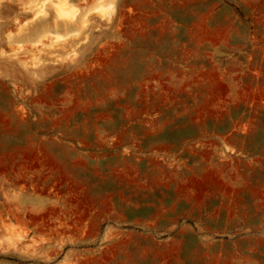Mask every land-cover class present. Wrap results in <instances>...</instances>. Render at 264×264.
I'll return each mask as SVG.
<instances>
[{
    "label": "rangeland",
    "instance_id": "374dc122",
    "mask_svg": "<svg viewBox=\"0 0 264 264\" xmlns=\"http://www.w3.org/2000/svg\"><path fill=\"white\" fill-rule=\"evenodd\" d=\"M0 104V264H264V0H0Z\"/></svg>",
    "mask_w": 264,
    "mask_h": 264
},
{
    "label": "bare ground",
    "instance_id": "6f19581e",
    "mask_svg": "<svg viewBox=\"0 0 264 264\" xmlns=\"http://www.w3.org/2000/svg\"><path fill=\"white\" fill-rule=\"evenodd\" d=\"M59 4H60V3H59ZM56 5H58V4L56 3ZM56 5H55V6H56ZM62 5H63V2H62ZM58 6H59V5H58ZM60 6H61V4H60ZM60 6L58 7V9L60 8ZM56 7H57V6H56ZM62 7H63V6H62ZM32 10H33V8H32ZM61 10H63V9H61ZM31 12H32V11H31ZM58 13H59V12H58ZM46 14H47V13H46ZM60 14H61V13H60ZM48 15H49V14H48ZM54 15H56V14L54 13ZM65 15H66V14H65ZM62 16H64V15H62ZM62 16H61V17H62ZM34 18H35V17H34ZM46 18H48L47 20H49L50 16H48V17H46ZM58 18H59V17H58ZM43 19H45V18L43 17ZM59 19H60V18H59ZM61 19H62V18H61ZM61 19H60V21H61ZM47 20H46V21H47ZM51 20H52V19H51ZM51 20L47 21V23H49ZM54 20H55V19H54ZM71 21H72V20H71ZM44 23H45V22H42V25L39 24L40 27H41V26H44V25H43ZM54 23H55V25H56V24L58 23V21L55 20ZM39 25L37 26L38 28H35V29H32V30H35L34 32H37V33H38V30L41 29V28H39ZM46 25H47V24H46ZM55 25H54V26H55ZM84 25H85V24H84ZM47 26H49V25H47ZM57 26H58V24H57ZM57 26H56V27H57ZM45 27H46V26H45ZM42 28H43V27H42ZM46 28H47V27H46ZM43 30H44V28H43ZM41 31H42V30H41ZM29 32L31 33V31H29ZM34 32H32V33H34ZM39 32H40V31H39ZM35 34H36V33H35ZM32 35H33V34H32ZM28 36H29V34H28ZM23 109H24V108H23ZM8 112H9V108H7L6 106L0 104V121L4 119L3 115H4L5 113L7 114ZM22 113H23V112H22ZM65 114H66V113H65ZM8 117H9V116H8ZM2 118H3V119H2ZM5 120H6V118L4 119V122H5V123H8V122H6ZM4 122H3V123H4ZM5 123H4V124H5ZM0 125H1V124H0ZM7 126H9V125L6 124V126H4V129H7ZM10 126H11V125H10ZM8 130H9V129H8ZM2 133H3V132H2ZM27 139H28V138H27ZM32 144H33V143H32ZM36 144H37V143H36ZM29 145H31V144H28V147H29ZM22 148H23V147H22ZM22 148H20V150H21ZM31 149H32V148H31ZM31 149L29 148L28 153H29V152H32ZM39 149H40V148H39ZM39 149H38V150H39ZM10 150H11V149H10ZM16 150H17V149H16ZM43 150H44V149H43ZM13 151H14V150H13ZM17 151H18V150H17ZM34 151H35V149H33V152H34ZM22 152H26V153H27L26 150H25V151L22 150ZM72 152H74V151H72ZM15 153H16V152H15ZM37 153H39V152H37ZM30 154H31V155L33 154V155H34V153H30ZM26 156H27V155H26ZM35 156H37V155H35ZM72 156H73V155H72ZM75 156H76V155H75ZM46 157H47V156H46ZM48 157H49V156H48ZM5 158H6V157H5ZM5 158H4V159H5ZM27 158H28V157H27ZM32 158H33V157H32ZM57 158H58V157H57ZM1 159H2V158H1ZM72 159H73V158H72ZM78 159H80V158H78ZM2 160H3V159H2ZM76 161H77V160H76ZM76 161H75V162H76ZM80 161H81V160H80ZM52 162H53V161H52ZM54 162H55V161H54ZM73 163H74V162H73ZM77 163H78V162H77ZM79 163H80V162H79ZM83 163H85V162L83 161ZM83 163H81V164H82V167H83V165H84ZM55 164H56V163H55ZM74 165L76 166V163H75ZM78 165H80V164H78ZM0 166H1V165H0ZM57 166L59 167V165H57ZM75 166H73V167H75ZM80 166H81V165H80ZM1 167H2V166H1ZM60 168H61V166L59 167V169H60ZM95 169H96V168H95ZM112 169H114V168H112ZM112 169H111V170H112ZM125 169H126V168H125ZM96 170H97V169H96ZM116 170H117V169H116ZM130 170H131V169H129L127 172H130ZM0 171H2V169H0ZM61 171L66 173V171H64V170H61ZM114 171H115V170H114ZM114 171H113V174H114ZM95 172H97V171H95ZM0 173H1V172H0ZM100 173H101V172H100ZM100 173L95 174V175H98V176H99ZM127 174H128V173H127ZM208 174H209V172H208ZM65 175H67V174H65ZM114 176H115V174H114ZM118 176H119V175H118ZM209 176H210V175H209ZM119 177H120V179H121V178L124 177V176H121V175H120ZM119 177H117V175H116V178H119ZM212 177H213V176H212ZM99 178H100V176H99ZM124 178H125V177H124ZM127 179H128V178H127ZM127 179L125 178L126 181H125L124 179H121V180H124L125 182H128V183L131 181V183H133V184H136V183H137L135 180H129V181H127ZM210 179H211V181L213 180L212 178H210ZM210 179H209V181H210ZM196 181H197V180H196ZM203 182H204V181H203ZM203 182L201 183V185H199L200 188L203 187V185L205 184V182H204V183H203ZM131 183H130V185H131ZM138 184H139V183H138ZM138 184H137V185H138ZM202 184H203V185H202ZM207 184H209V183L206 182L205 185H207ZM216 184H217V183H216ZM216 184H215V185H216ZM191 185H193V184H191ZM197 185H198V184H197ZM197 185H195V186L198 187ZM212 185H214V181H213ZM217 185H220V184H217ZM138 186H139V185H138ZM193 186H194V185H193ZM195 186H194V187H195ZM222 186H223V184H222L220 187H222ZM139 187H140V186H139ZM194 187H193V188H194ZM220 187H219V188H220ZM223 187H224V186H223ZM180 188H181V186H180ZM188 188H189V187H188ZM190 188H191V187H190ZM203 188H204V187H203ZM203 188H201V189H203ZM206 188H207V187H205V189H206ZM217 188H218V186H217ZM140 189H141V188H140ZM142 189H144V188H142ZM178 191H179V190H178ZM181 191H182V190H181ZM252 191H255V190H251V192H252ZM119 192H120V191H119ZM256 193H257V192H256ZM256 193H254V194H256ZM117 194H118V193H117ZM194 194H195V193H194ZM109 196H111V195H109ZM118 196H119V194H118ZM120 196H122L121 193H120ZM106 197H108V196H106ZM125 197H126V196H125ZM109 198H111V197H109ZM89 199H90V198H89ZM106 199H107V198H106ZM240 199H241V198H240ZM119 200H120V197H119ZM121 201H122V200H121ZM99 202H100V201H99ZM105 202H106V201H105ZM105 202H102V204H100V205H103V204L105 205ZM107 202H108V201H107ZM106 204H107V203H106ZM104 205H103V206H104ZM106 206H107V205H106ZM106 206L104 207L105 210H106V209H109V208H108L109 203H108L107 208H106ZM105 210H103V213H104ZM15 211H16V210H15ZM38 212H39V211H38ZM4 213H6V212H4ZM6 215L8 216V214H6ZM5 217H6V216H5ZM15 218H16V216H15ZM4 219H5V218H4ZM4 219H3V220H4ZM16 219H18V217H17ZM12 220H13V219H12ZM17 221H20V220H17ZM11 222H12V221H11ZM22 222H23V221H21V223H22ZM3 223H4V221H3ZM18 223H19V222H18ZM24 223H25V222H24ZM4 224H5V223H4ZM8 225H9V224H7V226H8ZM10 225H11V224H10ZM10 225H9V226H10ZM24 225H26V224H24ZM24 225L21 224V226H24ZM3 227H4V226H3ZM5 227H6V226H5ZM5 227H4V228H5ZM11 227H12V226H11ZM11 227H9V228H11ZM94 227H95V226H94ZM6 228H7V227H6ZM6 228H5V229H6ZM12 228H13V227H12ZM12 228H11V229H12ZM11 229H9V230H11ZM9 230H8V228H7V231H9ZM12 231H13V230H12ZM7 233H8V232H7ZM9 233H10V231H9ZM5 234H6V233H5ZM9 235H10V234H9ZM11 235H12V234H11ZM5 237H9V236H5ZM9 238H10V237H9ZM3 239H4V238H3ZM3 239H1V240H3ZM12 240H14V238H12ZM7 241H8V240H7ZM9 241H10V240H9ZM14 241L16 242L17 240H14ZM2 242H4V241H1V243H2ZM15 242H14V243H15ZM17 242H19V241H17ZM5 244H6V243H5ZM5 244H4V246H5ZM8 244H9V243H8ZM8 244H7V246H5L4 248L7 247L6 249H9V250H10V248L8 247ZM10 244H12V242H11ZM10 244H9V245H10ZM122 246H123V244H122ZM10 247H11V245H10ZM173 247H174V246H173ZM15 248H16V247H14V245H13V249H15ZM116 248H117V247H116ZM174 248H175V247H174ZM174 248H173V249H174ZM13 249H12V251H13ZM167 249H168V248H167ZM169 249H172V247L169 248ZM24 250H25V249H24ZM174 250H176V248H175ZM0 251H1V250H0ZM2 251H3V250H2ZM19 251H20V250H18V252H19ZM166 251H168V250H166ZM171 251H172V250H171ZM168 252H169V251H168ZM168 252H167V253H168ZM202 253H203V252H202ZM168 254H169V253H168ZM171 254H172V253H171ZM109 255H110V254H109ZM202 255L207 256V255H205V254H202ZM202 255H201V256H202ZM48 256H49V255H48ZM164 256H165V255H164ZM167 256H168V255H167ZM126 258H127V257H126ZM206 259H208V258H206ZM210 259H211V258H210ZM211 260H212V259H211ZM125 262H126V261H125ZM210 262H211V261H210ZM213 262H214V258H213ZM213 262H212V263H213ZM123 263H124V262H123ZM208 263H209V262H208ZM212 263H211V264H212ZM214 263H215V262H214ZM214 263H213V264H214ZM216 263H217V262H216ZM223 263H225V262H223ZM218 264H219V262H218ZM225 264H226V263H225ZM228 264H229V263H228Z\"/></svg>",
    "mask_w": 264,
    "mask_h": 264
}]
</instances>
